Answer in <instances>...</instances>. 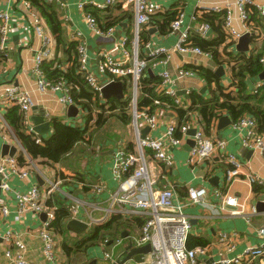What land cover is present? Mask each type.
I'll return each instance as SVG.
<instances>
[{
  "label": "built area",
  "instance_id": "built-area-1",
  "mask_svg": "<svg viewBox=\"0 0 264 264\" xmlns=\"http://www.w3.org/2000/svg\"><path fill=\"white\" fill-rule=\"evenodd\" d=\"M47 1L61 9L68 5V2L64 0ZM89 5L99 10L121 7L124 10L132 11L134 19L131 33L122 32L117 25L101 27L97 19L86 10V6ZM78 6L90 32L95 36L107 39L112 44V48H103L96 53L95 58H91L83 32L76 30L72 39L77 43L78 72L82 74L93 92L101 96L104 86L113 82H121L124 88L129 89V93H126L124 89V98L129 99L131 114V121L126 126V136L118 132L112 142L114 149L111 156V172L116 181V187L110 190L106 182L101 180L97 183L86 180L79 183L83 188H91L93 193L96 192V195L105 192L108 195L106 207H101V202H98L93 206V209H89L83 220L88 224V231H90L93 226L108 222L114 215H120L123 219L130 221L142 218L140 225H132L128 229V235L122 236L121 234L116 238H106L100 242V246L104 247L103 258L114 264L126 256L128 245L140 247L150 244L151 251L144 255L142 262L129 260L123 264H264V239L261 244L248 246L233 257L226 255L217 259L207 258L212 251L213 244L188 247L193 223L192 217L185 210L186 207L201 205L204 208L212 209L217 215L222 214L220 212H225L226 216L246 214L244 205L240 204L236 197L216 192L214 196L218 202H209V192L205 187L190 186L187 188V198L182 200L174 186L162 185V168L171 170L176 166L170 147L181 148L190 138L194 140V145L188 151L186 160L188 165L193 166L201 161L212 160L215 154L219 153L221 154L217 155L219 159L230 164L225 172L226 184L229 185L242 177V164L235 155L227 152L225 139L211 138L202 128L196 126H194L195 135L190 136L189 131L194 125L193 121L179 126L171 120L166 129L157 135L155 132L161 126L163 113L161 107L170 108V105L163 100L155 99L154 109H151L150 106H139L141 80L150 65L153 67L164 66V69L159 73L161 78L160 94L172 98L176 106L186 108L187 101L179 95L178 90L182 82L197 74V70L181 66L175 71H171L168 64L175 53H180L187 58L191 56L213 57L211 52L205 51L193 43L190 36L193 32L192 26L188 25L183 28L184 11L179 9L176 18L170 25V32L179 33L177 43L171 48L164 46L151 48L148 44L149 53L142 56V32L150 24L153 16L164 10L162 4L157 0H105L104 2L81 0L78 1ZM19 8L30 21L33 34L41 42V47L35 54L33 70L37 76V90L42 94L46 93L49 88L63 90L65 95L59 98L60 103L67 106L77 105L70 92V86L65 81L60 80L53 83L43 73L44 61L54 56L53 38L47 24L30 1L19 0ZM209 11L223 12V30L226 42L230 47H236L239 39L245 34H251L252 41L261 42L263 40L261 23L254 22L252 15L258 12L260 18H264V4H255L254 0H238L236 8L227 4L224 9H209L198 3L194 21L197 22L200 13ZM9 20V14L1 11V45L9 30ZM236 21L239 22V27ZM210 30L211 27L207 23L198 24L195 29L199 36L204 38L207 37ZM252 48L251 45L248 54ZM262 62L264 63V58ZM259 86H264V80L257 84L255 91ZM12 105H18L21 108L27 132L36 133L31 117L36 101L31 92L12 84L5 86L2 106L7 110ZM78 107L84 118L80 120L73 118L65 123L84 127L87 123V112L80 106ZM93 112L94 119L88 123L90 129L96 123V111L93 109ZM46 116L51 121L50 114L46 113ZM234 126L243 132L242 144L244 147L264 155V132H258V125L253 117L245 115L236 121ZM145 128H148L149 131L143 137L142 131ZM6 130L7 133L2 135L3 140L8 142L11 134L18 150L14 156L4 155L0 158V221L5 219L12 210H15L14 212L19 218L28 212L45 215L46 219L38 231L39 238L43 243V259L52 264H62L63 260L58 252L57 236L53 230L56 219L55 208L46 205V200L57 195L58 192H63L72 198L61 188L62 183L69 178V175H66V178L52 176L49 169L38 167L30 159L7 123ZM125 137H128V140ZM19 151H22L26 156L28 166L20 164L17 157ZM34 172L39 174L42 184H35L29 191H13L10 183L12 178H27ZM246 179L252 185L255 183L264 184V179L256 174L249 175ZM11 193H13L12 197ZM229 208L234 209L230 210ZM250 209L248 221L252 215L258 213L256 206L253 205ZM95 212L101 213L99 216H95ZM73 214L75 218H79L77 215H81L76 209L73 210ZM259 233L264 235V228H261ZM232 234H236V232H232ZM232 234L231 232L220 233L216 244L231 250L234 248L231 241ZM0 236L11 241L13 246L4 252L5 264H36L27 258L26 242L17 237L13 231H6L2 234L0 230Z\"/></svg>",
  "mask_w": 264,
  "mask_h": 264
},
{
  "label": "crops",
  "instance_id": "crops-1",
  "mask_svg": "<svg viewBox=\"0 0 264 264\" xmlns=\"http://www.w3.org/2000/svg\"><path fill=\"white\" fill-rule=\"evenodd\" d=\"M64 1L68 2L67 7L61 9L57 6V8L60 14L62 26L65 31L66 40L68 42H75L72 39V36L76 30H80L83 32L85 40L89 46L91 58H95L96 53L103 48H112V44L107 39L93 35L88 29L83 18V13L78 6V1L81 0ZM94 1L104 2L105 0ZM157 1L162 4V6L164 7V11H174L182 9L185 14L183 28H186L188 25L192 26L194 34L198 36L199 34L195 31L198 25V21H194L195 13L198 10V3L209 9H224L227 4H231L234 8H236L238 2V0ZM254 3L263 5L264 0H254ZM89 6L93 7L91 5ZM107 10H111V13L109 14V16H111V18L109 19L110 22H115V25H117L119 29L122 30V32L130 34L134 19L133 12L130 10H124L120 7H110ZM1 11L8 13L10 16V20L8 21L9 30L6 35V39L1 45V51L4 52L6 59L2 63H0V158L3 157V146L5 144L16 146V143L14 142L11 134L9 135L8 142H5L2 138V135L7 133L6 122L4 119L6 110L2 106L3 89L5 86L10 84L18 86L20 88H23L24 90L30 91L34 96L36 106L31 112L33 124V119L39 116H42L44 118V121H50L47 119L46 113L50 114V118H59L64 122L71 121L73 118H78L77 116L80 113V109L77 105H75L78 108V114L76 116H70L68 114V111H65L67 105L62 104L59 101V98L65 95V92L63 90H53L49 88L44 94L40 93L37 90V76L35 75L33 70L35 54L36 51L41 47V42L33 34L30 21L27 17L24 16V13L19 8V0H0V12ZM102 12L103 14H107L108 11ZM201 14L202 13H200L199 15L201 16ZM109 20L107 19L105 21H101L100 24L102 25L103 23H108ZM236 23L239 27V22L236 21ZM158 28L159 26H153L152 23L145 28L144 31H149V37L146 39V42H143L142 44V56H145L147 53H149L148 44H150L151 48H154L156 46L171 48L177 43L179 33L169 32L168 34L163 35L158 31ZM262 33L264 37V22ZM216 36L217 35L212 31L208 33L206 38L207 40H212ZM262 41H264V38ZM251 45L252 41L250 43V46ZM52 49L55 55L56 44L54 38ZM218 51L220 54L219 61L225 60L224 64H219V62L217 61L218 59H215L213 57L191 56L190 58H187L180 53H175L172 60L168 64V68L171 71H175L178 67L181 66L197 70V74L194 77L182 82L178 90L179 95L187 101L186 108H189L191 106V101L188 98V94L193 91L203 94L206 99L211 98L210 88L214 89L215 84L212 83L211 86L208 85L206 76L201 74V71L203 69L210 70L216 74L217 70L220 67H223V74L221 76L218 75V77L221 79V84L227 92L236 91V88L232 86V68L229 65V59H227L226 53L229 52L232 53L233 56H237L239 51L236 49V47L227 46L226 43H223L219 47ZM59 55L62 56L61 53ZM163 69V65H157L156 67L150 65V68L146 71V73L150 74V76L152 77H158L161 82L159 73ZM260 81H262L260 76L257 79L255 78L250 81L248 80L251 89L250 92H254L257 84ZM251 83L253 84V86H251ZM159 86L157 88V92L160 94ZM204 88L205 90L202 91ZM181 92L184 93L181 94ZM107 100L109 99L103 97L101 103H105ZM162 110L163 113L161 115V126L155 132V134L160 135L166 129L167 124L170 123L171 120L176 122V124L178 125L186 122L184 120H180V117L175 110L170 108ZM189 115L192 117L191 121H193L194 124L191 129H193L194 126L200 127L205 132H207L208 136H210L211 138L225 139L227 141V152L235 155L242 164V177L235 180L229 185L226 184L225 172L227 167L222 163H229L227 161H221L219 159V156H217L221 155L219 153H217V155L215 154V161H213V163L209 161H201L195 163L193 166L188 165L186 160L188 151L192 146L187 149V141L181 148L170 147V151L174 156L176 166L171 170H167L164 167L162 168V185H169V187L174 186L175 190L182 200H185L188 196L187 188L193 186L205 187L209 192V202H218L214 194L216 192H223L224 194L236 197L239 203L244 205L246 214L243 213L236 216H226L225 212H220L222 214L217 215L212 209L204 208L201 205L188 206L185 209L187 214L192 217V234L196 236L207 237L210 240V243L208 245L213 244L212 251L209 253L207 258L217 259L221 256L226 255L229 257H233L241 253L248 246L261 244L264 239V235H261L259 233V230L261 228H264V211H258V213L252 215L250 217V220L248 221V214L251 211L250 208L253 205L257 208V204L259 202H264V191H260L259 194H256L254 192V186L250 184L246 179L247 176L252 174H256L264 179V155L254 151L249 155L250 149L244 147L242 144L243 132L235 128V122H233L232 118L228 114L223 115H228L232 120V124L227 125L223 129H219L218 121L221 117L220 116L208 130L204 128L203 124L201 123L202 121L200 122V115H198L197 113L193 115L192 112H189ZM116 125L120 129L109 131V134L106 136V138L98 143L94 154L86 157L87 162L84 163L79 170L73 171L72 169L69 170L63 166H58V171H63V175H69V178L62 183L61 188L67 194H70L72 198L67 196L63 192H58L57 194V196L63 198L71 208L72 216L68 220V222L72 219H85L87 212H89V209H93V206L98 202H101V207H106L107 205L106 199L108 195L106 192L96 195V192L93 193L91 188L81 187L79 184L81 181L86 180L97 183L101 180L106 182L110 190L116 187V181L114 180L111 172V156L114 149V145L112 142L117 137L118 132L121 133V135H126V128L123 129L120 127L124 124H122L121 122H116ZM50 134L43 136H49ZM59 173L60 172L55 175L52 172V176H61ZM215 176L219 177V180L216 182V184L210 182V178H213ZM10 183L13 191H29L35 184H42V179L39 174L34 172L31 173L27 178L14 177L11 179ZM182 194L185 195L182 196ZM12 195L13 193H11V197ZM75 209L79 213H81V215H77L79 218L74 217L75 215L73 214V210ZM14 211L15 210H12V212L5 219H2L0 221V230L2 234L6 231H13L17 237L23 239L26 242V246L28 249L27 258L29 260L35 262L36 264H52L46 262L43 259V243L39 238L38 233L41 224L46 219V216L43 214L28 212L21 218H19ZM100 213L101 212H95L94 215L99 216ZM132 225L139 224H137L136 220H133L131 221V223H128V226L123 230L129 232L128 229L132 227ZM222 232H231V234L232 232H236V234L231 235V241L234 244V248H232L231 250H228L227 248L221 247V245L216 244V241L220 233ZM55 234L58 240L59 256L61 260H63L62 264H112L110 261H107L103 258V249L102 251H100L99 249L100 243L96 247H84L78 252L73 249L70 252V255H68L64 250V240L67 237V234L65 235L60 232H57ZM68 236L79 240L80 238L84 237L82 233L78 234L76 232L74 233V231L69 232ZM8 248H13L11 241H7L3 236H0V264H5L6 259L4 256V252Z\"/></svg>",
  "mask_w": 264,
  "mask_h": 264
},
{
  "label": "trees",
  "instance_id": "trees-1",
  "mask_svg": "<svg viewBox=\"0 0 264 264\" xmlns=\"http://www.w3.org/2000/svg\"><path fill=\"white\" fill-rule=\"evenodd\" d=\"M28 1L32 3L44 19L56 44V51L53 58L46 59L43 63V73L53 83L63 80L70 86L71 94L75 98L76 104L87 112V123L84 127H78L65 123L59 118H52V132L49 136H43L37 133L30 134L27 132L24 124V114L18 105L8 107L4 119L20 144L26 150L30 159L38 167L47 168L51 171V174L53 172L55 175L60 172L61 177L66 178L67 176L63 175V171H58V166L63 165V167L69 170L72 169L73 171L79 170L87 162L85 155L90 156L94 154L98 143L106 138L109 131H111L106 127L111 119L114 120L115 124L116 122H121L127 126L130 123V103L129 99L125 98L122 100L111 98L105 103H101L103 97L93 92L82 74L78 72L77 44L66 40L57 6L49 3L47 0ZM86 10L97 19L99 24L101 21L111 18L109 16L111 10H102L108 11L107 14H103L101 10L90 6H86ZM177 12L178 10H163L153 16L150 24L159 26L158 31L161 34H168L170 32V25L176 18ZM223 16V12L209 11L203 12L201 16L198 15L197 17L198 24L207 23L210 25L211 30L217 35L214 39L207 40V38L195 35L194 32L190 34L193 43L203 50L211 52L213 58L218 59L219 64H224L225 61H219V47L223 43L230 46L226 42V35L223 30ZM252 19L256 23H261L263 29L264 18H260L258 12L252 15ZM115 24V22H110L109 20L108 23L100 25L101 27H109ZM144 30L142 32V41L146 42V39L149 37V31ZM252 47L249 54L238 52L237 56H233L232 53H226L227 59H229V65L232 68V86L236 88V91H225L218 75L210 70L203 69L201 74L206 76L208 85L215 84L214 89L210 88L211 98L206 99L203 94L193 91L188 94L191 106L185 108L176 106L172 98L159 94L157 88L161 83L160 79L146 73L141 80L139 106H150L151 109H154V100H163L170 105V109L177 112L181 121H191L192 117L189 115V112H192L193 115L196 113L200 115V122L202 121L201 123L207 130L223 114H228L233 122L238 121L245 115H249L256 120L258 132L263 133L264 86H259L252 93L250 92L251 89L248 80L257 79L264 71V63L262 62L264 58V41H252ZM60 53L62 56L59 55ZM5 59L4 52L0 48V63ZM124 89L126 93H129L128 88ZM93 109L96 110V123L90 129L88 123L94 119ZM161 109L165 110L166 108L162 107ZM185 123H181L179 126ZM38 140L40 141L38 142ZM82 147L83 150L80 151ZM73 156H76L75 161H71ZM17 157L22 166H28L26 156L22 151L18 152ZM208 161L213 163L215 160L213 158ZM222 164L227 168L230 167V164ZM253 186L256 194L264 191L262 184L255 183ZM184 195L182 194V196ZM46 205L55 208L56 219L53 224L54 232L67 234L64 240V250L68 255H70L73 249L78 252L84 247H96L106 238H116L122 234L123 229L133 220H136L139 225L142 223V218H135L130 221L123 219L120 215H114L108 222L93 226L88 231L90 235L83 240H79L68 236L69 232H73V230L68 227V220L72 215L71 208L67 202L63 198L54 195L46 200ZM209 243L210 240L207 237L190 234L188 247L206 246Z\"/></svg>",
  "mask_w": 264,
  "mask_h": 264
},
{
  "label": "water",
  "instance_id": "water-1",
  "mask_svg": "<svg viewBox=\"0 0 264 264\" xmlns=\"http://www.w3.org/2000/svg\"><path fill=\"white\" fill-rule=\"evenodd\" d=\"M210 32H212V30H210ZM252 41V35L251 34H245L243 35L237 45H236V49L239 52H247L250 49V43ZM150 72V70H149ZM217 75L221 76L223 74V67H220L217 72ZM261 80H264V71L263 73L260 75ZM250 81V80H249ZM251 86H253V84L251 83ZM205 88L202 90L204 91ZM184 92H181V94H183ZM102 95L104 98L106 99H111V98H117V99H123L124 97V86L121 82H113L110 83L106 86L103 87L102 89ZM68 111V114L70 116H76L78 114V108L75 105H71L69 107L66 106L65 111ZM34 129L35 132L37 134L40 135H47L50 134L51 130H52V125L50 121H44V118L42 116H39L37 118H34ZM232 124V120L230 119V117L228 115H223L219 118L218 121V126L219 129H223L224 127H226L227 125ZM149 129L145 128L142 131V136L145 137L146 134L148 133ZM196 133V129L193 128L189 131V135L190 136H194ZM194 145V140L190 139L188 140V144H187V149L190 148V146ZM18 148L14 145H9V144H5L3 146V156L4 155H10V156H14L17 153ZM253 153V150L249 151V155ZM219 180V177H213L210 178V182L216 184V182ZM257 209L258 211H264V202H259L257 204ZM68 227L69 229L73 230L76 233H84L88 230V224L83 221V220H78V219H72L68 222ZM128 231H124L122 233V236H126L128 235ZM126 256L122 259H119L117 262H115L114 264H123L126 261L129 260H133L135 262H142L144 255H147L150 251H151V246L150 244L144 245V246H140V247H135L132 244L128 245L126 248Z\"/></svg>",
  "mask_w": 264,
  "mask_h": 264
},
{
  "label": "rangeland",
  "instance_id": "rangeland-1",
  "mask_svg": "<svg viewBox=\"0 0 264 264\" xmlns=\"http://www.w3.org/2000/svg\"><path fill=\"white\" fill-rule=\"evenodd\" d=\"M83 119L84 117L82 116V111L80 112V115L78 116V120H80V119ZM107 128H109L110 130H116V129H120L115 123H114V120L113 119H111L108 123H107V126H106ZM121 128H123V129H125L126 127H125V125H121L120 126ZM124 136H126V135H124ZM125 139L126 140H128V137H125ZM83 150V147L81 148V150L80 151H82ZM89 155H85V157H88ZM76 158V156H73L72 158H71V161H75L74 159ZM61 166H63V165H61ZM82 167V166H81ZM80 167V168H81ZM132 230H133V228H131ZM82 235L84 236L83 238H80V240H83L85 237H88L89 235H90V232H84V233H82ZM104 247H102V246H100L99 247V249H100V251H102V249H103Z\"/></svg>",
  "mask_w": 264,
  "mask_h": 264
}]
</instances>
